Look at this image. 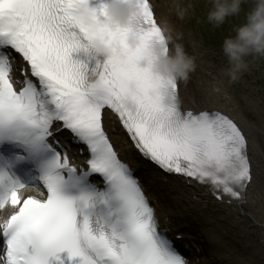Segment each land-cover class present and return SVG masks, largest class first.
<instances>
[{
	"label": "snow or ice",
	"instance_id": "snow-or-ice-1",
	"mask_svg": "<svg viewBox=\"0 0 264 264\" xmlns=\"http://www.w3.org/2000/svg\"><path fill=\"white\" fill-rule=\"evenodd\" d=\"M155 2L137 0L121 27L110 0H0V264H188L183 235L169 237L115 150L106 112L144 161L247 214L249 140L219 111L182 108L178 81L153 71L152 45L167 39ZM71 145L84 146L86 167Z\"/></svg>",
	"mask_w": 264,
	"mask_h": 264
},
{
	"label": "bare ground",
	"instance_id": "bare-ground-1",
	"mask_svg": "<svg viewBox=\"0 0 264 264\" xmlns=\"http://www.w3.org/2000/svg\"><path fill=\"white\" fill-rule=\"evenodd\" d=\"M155 11L160 26L168 29V35L171 34L173 41L169 44V47L173 49L178 42V35H181L182 39V31L178 35L176 34V30L168 23L164 10L157 4V0ZM195 68L197 70L195 69L194 73H190L185 82L178 81L185 108L195 112L201 110L219 111L236 122L244 130L249 140V157L252 164L253 182L245 193L247 215H240L235 207L228 206L224 202H218L205 186L192 182L191 186L187 188L184 181L179 178L172 181L180 196H184L185 205L191 210L189 213L181 212L177 207H172L168 211L163 202L164 197L162 195L158 196L156 191L151 190V183H148L147 191L150 193L159 216L166 218L167 213H175L173 218H169L170 228L173 231L182 232L187 237L188 234H193V229L191 233L187 234L188 228L175 230L174 226L179 223L185 224L191 219L190 228H194L196 224L193 223L195 220L192 217L196 216L198 220L211 217L222 225L220 232L221 230L226 234L232 231L240 232L239 235L234 237L239 240V249H237L242 256L245 255L244 250L252 248L250 256L258 257L260 263L264 264V113H262L264 112V106L262 98L253 97L251 93L247 95L239 93L234 88L232 91L230 88L232 85L224 82L221 73H219L220 80L209 83L204 79L200 65ZM112 138L117 149L123 151L120 144H123L125 140L119 144L120 136ZM128 151L126 154L130 155V151ZM160 176L159 173L154 172L149 179L154 181L156 178L160 179ZM194 197L197 199V203L191 201ZM221 238L220 240L223 243L230 242V239L224 237L222 233ZM184 241L188 245L193 242L192 239L187 238ZM196 258L197 256L193 258L194 262ZM208 264H223V260Z\"/></svg>",
	"mask_w": 264,
	"mask_h": 264
},
{
	"label": "clouds",
	"instance_id": "clouds-1",
	"mask_svg": "<svg viewBox=\"0 0 264 264\" xmlns=\"http://www.w3.org/2000/svg\"><path fill=\"white\" fill-rule=\"evenodd\" d=\"M245 2L253 5L246 13V22L236 29L234 36L226 38L222 45V51L229 63L225 75L231 81L237 80L247 68V57L250 55L264 57V0H211V8L207 14L208 21L219 26L227 18L239 15ZM139 11L137 0H110L108 4L109 22L112 25L127 26ZM186 11V8H177V14L181 17ZM163 30L167 37L166 41H158L151 48L152 55L155 57L153 71L174 81L187 80L195 68L194 59L184 51L179 43H176L173 49L169 47L166 53L165 48L171 43L172 37L167 34V28ZM128 42L133 47L138 43L135 35H131ZM93 51L103 53L107 50L100 42H96ZM141 63L144 65L146 61ZM170 99L169 96V101Z\"/></svg>",
	"mask_w": 264,
	"mask_h": 264
},
{
	"label": "rangeland",
	"instance_id": "rangeland-1",
	"mask_svg": "<svg viewBox=\"0 0 264 264\" xmlns=\"http://www.w3.org/2000/svg\"><path fill=\"white\" fill-rule=\"evenodd\" d=\"M192 0H180V3L181 5L184 6V8L187 9V11L190 12V15L187 16L186 15V12L184 14L183 17L180 16V18H182V22H184L187 18H191V13H193V11L190 10V8L192 7L193 10H194V6H191L190 5V2ZM169 18H170V15H169ZM168 19V18H167ZM185 30V29H184ZM186 31H187V34H190V29L187 27L186 28ZM199 39V34L198 33H195V41H197ZM191 54H195V45L192 44L191 46ZM250 61V59H249ZM225 66L227 65L226 63H223ZM247 68L243 71V75L242 77L235 83V85H233L234 87H238V85L240 84H249L252 91L254 92H257L258 95L260 93V90L261 92L264 90V64L262 62L259 63V65H256L254 66L252 63H249L247 61ZM259 79H260V84H258L257 82H259ZM214 230V229H213ZM208 243L209 242V237H208V240L206 241L205 238H204V243L203 245H199L201 248H203L205 245V243ZM232 247L231 246H228L227 244H224V248L220 247L219 245L216 246V251H218V254H221L223 253V251H227V250H232L231 249ZM205 250H203V252H205L206 255V258L203 259V261H206V262H210V257L212 256V251H209L207 250V248H205Z\"/></svg>",
	"mask_w": 264,
	"mask_h": 264
}]
</instances>
